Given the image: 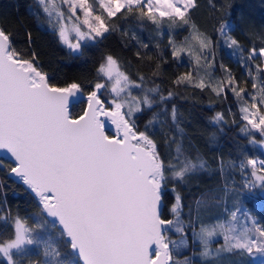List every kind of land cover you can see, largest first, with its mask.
I'll list each match as a JSON object with an SVG mask.
<instances>
[{
	"label": "snow or ice",
	"instance_id": "6c2138e0",
	"mask_svg": "<svg viewBox=\"0 0 264 264\" xmlns=\"http://www.w3.org/2000/svg\"><path fill=\"white\" fill-rule=\"evenodd\" d=\"M208 2L214 12L218 11L214 0ZM38 4L49 23L58 27L61 41L76 51L81 40H95L112 30L105 19L118 13L136 14L157 26L165 20L169 26L178 21L187 25L197 0H38ZM62 5L67 6V14ZM221 8L216 31L226 47L234 50L232 55L239 50V62L248 79L237 80L221 65L226 76L214 85L209 73L200 75L198 70L202 59L212 67L207 57L187 49L197 70L195 75L190 71L177 77L174 83L191 84L201 90L211 88L217 96L227 88L240 102L242 119L247 122L241 131L258 132L262 139L257 141L253 135L250 142L264 145V47H252L245 56L239 41L230 34L238 26L231 20L232 5ZM192 27L195 29V25ZM69 31L76 33V43L69 40ZM192 38L198 41L200 52L212 45L211 38L198 30ZM169 44L174 57L185 51L171 39ZM35 61V53L29 58L18 50L12 34L0 26V150L10 156L6 170L35 193L41 209V219L33 226L19 216L11 218V234L0 238V264H192L190 258H176L173 251L185 240L177 245L165 235V226L179 223L181 197L176 194L170 209L176 220L162 218V200L170 180L185 182L189 174L204 168V162L197 164L187 157L181 160L179 145L175 157L178 163L161 158L147 126L139 131L132 119L143 110L141 104L150 108L153 101L147 93L142 99L132 95L130 87L141 85L120 70L113 56H107L97 70L99 76L111 82L112 106L106 107L98 95L109 84L97 82L88 93L87 109L78 118L70 116L68 101L81 91V85L52 84ZM249 81L251 90L241 87ZM126 91L127 96L121 97ZM102 116L115 125L114 136L105 133ZM171 117L176 121L175 106ZM213 119L222 121L224 115L217 113ZM152 123L149 121V125ZM4 166V157L0 156V167ZM246 166L251 167L254 179L247 181L245 188L253 195H264V159H247L241 168ZM172 191L176 192L175 186ZM204 202L197 200V207ZM238 212L239 208L229 211L228 219L210 226L201 223L199 231L193 226L194 242L199 241L202 248L199 255L208 264L225 254L246 255L252 260L259 257V264H264V223L246 212L245 222L241 223ZM44 214L55 218L53 227L58 222L67 253L40 235L39 230L48 223ZM0 220L6 226L9 216H0ZM176 231L183 232L184 228L177 226ZM217 236L223 243L213 249L210 242Z\"/></svg>",
	"mask_w": 264,
	"mask_h": 264
},
{
	"label": "trees",
	"instance_id": "16d2710c",
	"mask_svg": "<svg viewBox=\"0 0 264 264\" xmlns=\"http://www.w3.org/2000/svg\"><path fill=\"white\" fill-rule=\"evenodd\" d=\"M214 3L218 9L215 12L208 0H197V7L191 10V20L187 25L178 21L169 26L170 22L165 20L157 26L146 18H138L136 14L118 13L110 20L105 19L112 30L103 37H97L94 42L81 45L76 53L61 41L58 27L49 23V17L38 0H0V26L12 34L18 50L29 58L35 53V62L47 73L52 84L64 87L76 82L81 85V91L88 95L95 83L105 82V77L99 76L97 70L111 55L118 61L120 70L141 85L136 91L140 92L141 99L144 91L158 88L157 92H148L152 106L149 108L141 104L143 110L132 117L137 129L145 131L147 126L148 134L166 162L172 158L174 163H178L175 157L179 145L181 160L187 157L197 164L203 161L205 165L203 169L198 168L189 174L185 182L170 180L163 193L164 219H177L170 209L175 203L176 194L179 193L181 197L179 223L169 226L166 237L177 245L185 240L183 246L173 248V251L176 258H190L192 264H208L199 255L202 248L194 242L193 226L198 231L201 223L210 226L221 221L226 207L229 211L242 209L264 223V195L248 192L245 184L254 179L251 177V167L241 168L242 163L246 165L247 159H264L262 145L250 142L253 135L257 141L262 138L258 132L248 134L241 131L247 122L242 119L240 102L227 88L225 93L217 96L211 88L201 90L191 84L174 83L177 77L190 71L195 75L197 70L187 49L207 57L212 67H208L202 59L198 70L200 75L209 73L214 85L226 76L221 65L230 70L237 80L248 79L239 62V50L232 55L234 50L226 47L216 31L218 19L223 11L221 6L231 4V20L238 26L230 34L239 41L246 56L248 49L264 47V0H214ZM62 9L67 12L66 5H62ZM192 25H195V29ZM196 30L212 40V45L203 52L199 51L198 41L192 38ZM170 39L177 46L185 48L179 57L172 55ZM141 76L144 77L143 81L140 80ZM241 87L251 90L250 81L247 85L241 83ZM169 92L173 93L171 97L168 96ZM103 95L107 96L106 91ZM161 96L166 99L161 100ZM104 102L111 107L105 98ZM173 106L177 112L176 121L171 117ZM85 109L84 102L74 106L73 118L83 115ZM217 113H222L224 120H214ZM149 121L153 123L149 125ZM4 161L5 166L0 167V216L7 215L9 220L6 226L5 221L0 220V238L11 234V218H24L29 226L41 219L38 201L22 184L11 179L6 170L10 161ZM173 186L176 192L172 191ZM197 200L205 202L198 208ZM47 221L44 228L39 230L40 235L45 239L50 238L62 253H67L69 249L61 240L60 229ZM177 226L183 227L184 231L177 232ZM211 243L213 249L220 244L216 241ZM247 257L238 254L223 256L234 263L247 261Z\"/></svg>",
	"mask_w": 264,
	"mask_h": 264
},
{
	"label": "rangeland",
	"instance_id": "374dc122",
	"mask_svg": "<svg viewBox=\"0 0 264 264\" xmlns=\"http://www.w3.org/2000/svg\"><path fill=\"white\" fill-rule=\"evenodd\" d=\"M65 13L67 14V12H65ZM65 23H69V24H70V22H68V21H65ZM82 30L87 31L86 26H82ZM68 38H69V40H70L72 43H76L77 37H76V33H75L74 31H69V32H68ZM94 41H95V40H91V39H87V38H86V39H84V40H81V41H80V44H81V45H83V44H88V43H91V42H94ZM66 45H67V44H66ZM79 50H80V49H79ZM79 50H76V53L79 52ZM104 81H105L104 83H108V84H109V88H105V89H102V90L100 91V92H101V98L103 99V101H104V98H105L106 101H107L108 103L111 104V100L114 98V94L110 92V84H111V82L107 81L106 78H105ZM137 89H138L137 87H130V91H131L132 95H133V96H136V97H138V98H141V97H140V94H139L140 92H139V93L136 92ZM105 91H106V95H107L108 97L103 95V92H105ZM134 92H136V93H134ZM144 92L148 94L147 91H144ZM145 93L142 94V95L144 96ZM135 94H136V95H135ZM148 95H149V94H148ZM126 96H127V91H126L125 93H122V94H121V97H126ZM149 97L151 98V95H149ZM111 106H112V105H111ZM141 106H142V105H141ZM124 110H126V109H124ZM113 133H116V127L113 128ZM261 148H262L263 151H264V145H262ZM256 159H257L258 161H259V160H262V159H259V158H256ZM244 210H245V209H244ZM228 213H229V209H228V207H226V208L224 209V213H223V216H222L221 221H224V220H226V219L229 218V217H228ZM244 213H245V211L243 212L242 209L240 210V212L237 213V215H238V217H239L241 223H244V222H245ZM246 213H248V212H246ZM248 214L251 215L252 217H254L252 214H250V213H248ZM254 218H255V217H254ZM249 223H250V222H249ZM198 231H199V230H198ZM215 241H216V243H217V242H219L220 244L223 243L222 238L219 237V236L214 237L213 240H212L211 242H215ZM196 242L199 243V241H196ZM211 242H210V243H211ZM211 245H212V243H211ZM185 246H186V245H185ZM200 246H201V245H200ZM237 263H238V264H259V257H257L256 260H252L251 258L247 257V261H238ZM237 263L232 262V259L228 260V259H224V258L222 257L221 259L216 260V263H214V264H237Z\"/></svg>",
	"mask_w": 264,
	"mask_h": 264
},
{
	"label": "water",
	"instance_id": "95a60500",
	"mask_svg": "<svg viewBox=\"0 0 264 264\" xmlns=\"http://www.w3.org/2000/svg\"><path fill=\"white\" fill-rule=\"evenodd\" d=\"M81 92L82 91L76 93L75 96H70L69 97L68 111H69V114H70V116L72 118H73L72 111H73L74 106L84 102V103H86V109L88 107V100H87V96L88 95H85L83 92L82 93ZM98 95L100 96V99L103 101V99L101 98V92H99ZM105 106L108 107L106 103H105ZM101 119L105 121V129H104L105 133L107 135H109V136H110V134H111V136H114L116 134V133H113V128L115 127V125L112 124L111 121L107 117H103L102 116ZM0 156H3L4 159L10 161V156L5 154L3 152V150H0ZM10 177L14 181L19 182L20 184H22L27 189L26 191H28L35 198V200L38 201V197H36L35 193H33L30 189H28L27 185L23 184V182L21 180H19V178L15 177L14 175H11V174H10ZM38 203H39V201H38ZM162 205H164L163 200H162ZM163 209H164V206L162 207V214H163V211H164ZM44 216L49 220V222H52V223L55 222V218L47 217L46 214H44ZM56 223H57V226L59 228L58 222H56ZM165 227L169 229V226H165ZM166 233H165V235H166Z\"/></svg>",
	"mask_w": 264,
	"mask_h": 264
}]
</instances>
